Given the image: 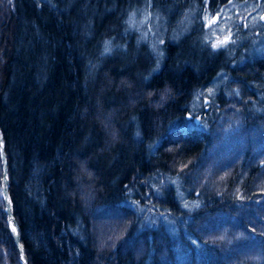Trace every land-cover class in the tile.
<instances>
[{
    "label": "trees",
    "instance_id": "1",
    "mask_svg": "<svg viewBox=\"0 0 264 264\" xmlns=\"http://www.w3.org/2000/svg\"><path fill=\"white\" fill-rule=\"evenodd\" d=\"M24 1L17 0V6ZM113 1L107 0L110 9L115 8L109 15H105V6L96 5V12L105 15L98 19L101 25H96V30L106 32L105 24H109L120 32L130 15L146 7L153 11L168 2L134 0L127 5L126 0ZM225 1H209L210 10ZM243 1L264 6V0ZM80 7L79 0L73 4L69 0H33L27 10L6 16L16 26L11 28L0 20V54L8 57L0 72V139L7 160L13 218L28 264H264V151L256 155L252 146L246 149L247 154L240 149L229 156L239 160L255 152L241 161L242 167H251L243 171L251 172L252 180L227 170L223 190L216 194L215 189L201 191L196 179L204 174L205 159L210 157L211 164H218L217 172L224 170L216 157L224 156L226 145L233 148L230 142L236 137H225L218 130L231 125L213 107L211 114L219 118L213 123L217 129L210 127V121L190 116L189 109L195 105V92L212 83L219 72L234 69L236 79L231 77V81L235 84L220 96L241 107L245 98L237 90L249 82H264V57L251 55L242 44L241 54L221 51L223 62L215 52L196 53L188 43L198 32L192 29L179 41L167 40L166 59L150 60L152 50L145 54L146 61L139 54L131 55L135 65L146 64L139 69L147 75H153L150 71L161 64L151 87H139L135 67L125 68L116 62L114 67L102 68L104 58L100 51L98 56L94 43L77 37L79 28L73 23L80 19ZM116 9L121 10L119 14ZM21 12L27 13L20 16ZM184 15L185 11L175 23L166 21L171 34ZM120 16L123 22L118 23ZM92 19L96 18L92 15ZM146 45L148 48L150 43ZM11 51L16 53L12 57ZM244 56L247 63L242 62ZM95 70V76L88 77ZM172 73L174 77L169 76ZM107 78L120 81L121 90L102 92L100 86L109 83ZM161 92L164 97L160 99ZM134 96L140 97L134 100ZM130 98L135 107L126 106ZM150 98L159 106L152 107ZM263 106L264 99L256 100L251 109L258 112ZM242 110L248 115L245 108ZM156 113L160 115L157 126ZM97 116L108 125L109 138L105 126L90 123ZM242 128V137L236 141L264 146V128L246 121ZM100 148L107 151L99 153ZM110 155L117 160L107 168ZM3 160L0 142V264H21V253L9 228ZM216 171L207 172L205 178L213 177ZM109 172L116 176L107 178ZM74 174H87V178L76 181ZM126 175L141 180L127 182ZM168 178L181 180L175 186L166 183ZM90 183L102 189L89 191L88 201L81 202L78 193ZM148 184H155L156 189L147 190ZM75 185L81 187L77 196L64 199L65 190ZM122 203H129L131 211H124ZM105 232L112 233L113 241H102ZM142 244L146 251L141 250Z\"/></svg>",
    "mask_w": 264,
    "mask_h": 264
},
{
    "label": "bare ground",
    "instance_id": "2",
    "mask_svg": "<svg viewBox=\"0 0 264 264\" xmlns=\"http://www.w3.org/2000/svg\"><path fill=\"white\" fill-rule=\"evenodd\" d=\"M2 1H3V3H2V5H0V20L2 21V19H3L4 21H6L7 26L10 25L11 28H12V26H16V25H14L15 22L14 23L10 22L9 19L8 20L6 19V16L11 15V14L14 15L15 12L16 13L19 12V9L27 10L29 3L33 2V0H25L22 3V6L18 7L17 6V0H8V2L10 3L9 5L12 7L13 10H10V9L4 10L5 6H3V4L4 3L6 4V1L5 0H2ZM173 1H177V0H173ZM99 2H100V0L99 1L93 0L92 5L93 6L98 5L101 7L105 6L104 7L105 15H109V13L111 12L110 5L107 4L109 2H107V0H102L103 4L99 3ZM114 2H117V1L114 0L113 3ZM259 4H261V3L260 2L256 3V5H259ZM219 8H220V6L219 7L215 6L214 8H212V10L217 11ZM167 9L168 8H166V7H161L162 13L164 14ZM151 11H152V7H146V9H141L140 11L130 15L129 18L127 19L126 26H124L123 28H120L121 29L120 32L117 31L112 25H109V24H105V29H108L106 32L96 30L95 29L96 25L100 26L101 24L99 23V20H100V18H98L99 16L94 15L93 17L96 19H92L93 20L92 29H91V31H88L90 36H87V34L83 35V32H81V29H79L77 31V37H87L86 41L90 42V43H94L96 50H98V51H103V47H104L105 53L100 55V57L102 56V59L104 58L103 61L100 60V61H102V65H101L102 68L107 67V66L114 67V66H116V62L125 68H128L130 66L135 67L136 68L135 70L137 72H139V74L137 76L138 86L140 87V85H141V86L151 87L152 77L154 75H156L155 72L157 70H159L158 68L161 64H159L155 68L153 67L152 71H150L153 73V75H147L144 71H141V69H139V67L145 68L146 64H143L141 62V63H138V65L137 64L135 65L134 64L135 60H133L134 57L133 58H131V57L126 58L125 56H123V53L129 49H127L125 51H123V50L119 51V46L121 47L122 45H124L123 48H126L128 46L135 48L136 44L139 47H147V45H146L147 43L149 44V43H152L154 41L153 39H154L155 35L153 34V31L155 30L154 24L157 20H156V16L154 13L152 14V16L149 14ZM184 11L186 12L187 21L189 23H192V25H194V22H192V16L193 15L192 14L189 15V16H191V19H190V17H188L187 10L184 9ZM261 11L264 12L263 4H262V6H259L258 8H256V10H255V12H261ZM25 13H27V12H21L19 15L22 16ZM239 13L243 14L245 12H238V14ZM104 16L101 15V18L102 19L105 18ZM160 17L163 20L164 16L162 17V15H160ZM166 24H167V22H166ZM133 26L135 29L131 28ZM137 26H139V27L136 28ZM190 26H191V24H190ZM192 29H194V28L192 27ZM185 31H187V30H185ZM262 31H264V27L262 28ZM171 36L172 35L170 32V28H169L166 31V34L164 35L162 41L160 42V48L159 49L157 48V54L155 51L153 52L157 55V57L159 59L160 58L166 59V49L167 48L165 47V45L167 44L166 43L167 40H171V41H175V42L179 40V39H176V40L171 39ZM122 40H124V41H122ZM204 42H207V39H205L204 34H200V32L198 31L195 33L194 37L191 39V44H192L191 46H192V48H194V51H196V53L205 52V51L208 52V50H207L208 46L206 45L207 46L206 47L205 45H203ZM103 43H104V45H103ZM242 45H244V44H242ZM234 46H237V45H231V44L229 45L230 48H232ZM230 48H227V49H230ZM238 48H239V45L235 48V50L234 49H231V50L236 51ZM234 51H231L229 53L232 54ZM215 54H216V58H218L220 60V62H223L224 54H222V52L220 50L216 51ZM240 54H241V51H240ZM242 54H244V53L242 52ZM260 54L264 57V51ZM203 55H205V54H203ZM203 55H201V56H203ZM98 58H97V60H98ZM141 58H143L146 61V58H148V57H147V55L144 54V56L141 55ZM141 58H138V60L139 59L142 60ZM262 60H264V59H262ZM247 61H248L247 57L244 56L242 62L247 63ZM149 67H150V64H149ZM3 68H4L3 66L0 68V72ZM235 72H236V69H234L233 72H231V73H228V72H221L220 73L219 72L217 74L216 79H215V77L211 79V80L214 79L212 81V83H208L207 86H205L204 88L201 89V91L195 92L198 97L196 96V99L194 101L195 105L192 107L190 106L189 109L191 111L190 116H196L197 115L204 122L210 121V123H211V124H209L210 127L217 129V126L213 123H215L216 121H219V118L217 119L211 114L210 108L213 107L212 108L213 111L220 113L224 117L223 119H225V121L227 123H229L231 126L234 127V128H232V127L228 128V126H225V127L219 128L218 130H222L225 137L226 136L227 137L234 136V137H238V139H241V137H242L241 132L244 130L242 128V123L245 124V121L248 125L264 128V109L260 110L258 112H253L251 109V105H253V103L256 100L264 99V86L262 85V84H264V82L258 83V84L253 83V82H249V83H246L245 85L241 86L240 88L237 87L238 88L237 91H238L239 96L245 98V99H243L244 102H242L241 107H242V109L245 108L248 115H244L245 112L243 113V110L240 109L241 107H239V105H236L235 103H233L230 100L222 98L220 96V94L218 93V89H219V92H222L224 94H227L230 92L229 89L232 88L231 83L235 84V82L231 81V79H232L231 77L236 79V77L232 76V73H235ZM169 76L174 77L173 73L170 74ZM262 78H264V75ZM216 83H218L217 87L214 86ZM149 101H150L149 103L153 104V105H151L152 107L158 106V104L156 102H154L151 98ZM263 108H264V106H263ZM237 113L239 114V119L237 117ZM242 114H243V119H242ZM131 116L132 115H129L130 119H132ZM159 116L160 115L156 113L155 117H153V118H155L154 121H158L160 118ZM184 121L190 122L186 119H184ZM165 122L167 125L171 124V122H169L167 120H165ZM163 125H165V123ZM184 125L191 126V123H185ZM0 135H1V132H0ZM188 136H189V134L187 135L186 139H188ZM199 144L200 143H197V146ZM3 149H4V144H3ZM252 154L254 155V153H252ZM216 160L218 162H221L223 164L222 167L227 169L229 171V173L244 175V177L252 180L251 175H250L251 172H249V174H246L248 172L243 171V169L247 170V168H251L250 166H248V165L244 166L243 165V167H242L241 162H237L236 160L231 159V158H225V156H222L221 158L216 157ZM6 162H7V160H6ZM6 162H4L5 164L3 166L4 189H5V187L7 189L9 187V177H8V173H7L8 169L6 168V166H7ZM186 170L190 171L191 168L186 167ZM186 170L184 169V172H187ZM191 172H193V171H191ZM106 175H107V178H112L113 176H116L115 172H109V173H106ZM124 177L127 178V180L125 179V181H127V182H132L133 180H136V179H138V182L141 180L140 177H132L131 175H126ZM123 179L124 178L119 180V182H122ZM183 188L187 191H189V189H190L188 186H185V185H183ZM146 189L147 190L148 189H156V186H155V184H148L146 186ZM146 192H148V191H146ZM4 195H5V201H6L5 204H6L7 212H10L9 214H11L13 216V206L11 209L9 206L10 204L12 205V200L7 202V197H6L5 192H4ZM121 208H123L124 211L129 212V211H131L132 206L129 203H127V204L122 203ZM9 228L11 230L12 235L15 237V239L18 238L15 220H13L12 226ZM17 244H18V242H17ZM21 246L22 245L18 244L19 251L21 253L20 257L18 259L21 261V264H28V257L25 254L24 248H22L23 246L22 247Z\"/></svg>",
    "mask_w": 264,
    "mask_h": 264
},
{
    "label": "rangeland",
    "instance_id": "3",
    "mask_svg": "<svg viewBox=\"0 0 264 264\" xmlns=\"http://www.w3.org/2000/svg\"><path fill=\"white\" fill-rule=\"evenodd\" d=\"M5 1H6V4L3 5V6H5L4 10H7V9L13 10L12 7L9 5L10 3L8 2V0H5ZM95 1H99V0H95ZM133 1L134 0H126V2L124 4L130 5V3ZM137 1L139 3L141 0H137ZM163 1H165V0H163ZM167 1L168 2L165 5H162L156 9H153V11H151V14H150L152 16V14L154 13L156 16V20H157L154 24V28H155V30L153 31V34L155 35L154 39H153L154 41L152 43H150L148 48L144 47L145 50L142 47L137 46V44H136L135 48H132L131 46L123 48L124 45H122L121 47L119 46V51L120 50L125 51V50L129 49L123 53V56H125L126 58L127 57L133 58V56L136 54L144 56V54H148V51H150V50H152L153 52L155 51L157 54V48L158 49L160 48V42L162 41L164 35L166 34V31L170 28L169 26L167 27L166 21H173L175 23L176 17L181 16L184 12L183 7L181 8V5H183L184 1L188 2L185 5L186 6L185 8L187 10L188 17H190V19H191V16H189V15H191V14L193 15L192 16V22H194V25H192V23H189L187 21V16H186V12H185L183 20L182 21L179 20L177 22L176 29L174 28L175 31L171 34L172 35L171 39H174V40L179 39L180 40L182 37L187 35L186 34L187 32H191L192 27H193L197 31H200V34H204L205 39H207V42H204L203 45L208 46V49H207L208 52L213 53V52H216L219 50L220 51L224 50V54L227 55L226 51H228L227 53L234 51L235 48L241 44H244L245 47L246 46L248 47V50L251 51V55H256V54L260 55V53H262L264 51V31H262V28L264 27V12L263 11L255 12L256 8H258L259 6H262V3L259 5H256V4H253L251 2L243 1V0H227L221 4L220 8L217 11H213V10L211 11L210 7L208 5V2L212 1V0H178V1H172V2H170V0H167ZM73 2H78V0H69V4H73ZM215 2L219 3L220 0H215ZM92 3H93V0H79V5H81V7L79 8L80 19L77 21L74 20V23H73L74 25L77 23V27L79 29H81V32H83V35L87 34V36H90L88 31H91V29H92V15L93 16L97 15V16H99L98 18H101V15L96 12V6H93ZM99 3H102V0H100ZM199 5H200V7H199ZM114 7H117V9H118V5H115ZM161 7L168 8L164 14L161 12L162 11ZM112 9H115V8H112ZM142 9H144V8H142ZM71 11L72 10L70 9L69 12H71ZM119 11H121V10H117L118 14L120 13ZM238 12H245V13H243V14L239 13L238 14ZM159 14L164 16V18H165L164 22L161 19ZM121 19L123 22V18H121V16H120V18H118V23H121ZM190 24H191V26H190ZM184 29L187 31H185ZM84 38H87V37H84ZM188 41H189L188 43L191 44V40L189 39ZM230 44L231 45H237V46L230 48L229 47ZM103 45H104V43H103ZM227 48H230V49H227ZM103 49H104V47H103ZM231 49H234V50H231ZM141 51H144V52H141ZM240 51H242V50H239V48H238L235 52L240 53ZM246 51H247V49H246ZM100 52L102 55L103 52L102 51H100ZM100 52L98 53V56L100 55ZM97 53H96V55H97ZM13 54H14V51L13 52L11 51L10 57L14 56L16 53L14 55ZM156 54L153 53L152 56L150 55V57H149L150 60L152 59L154 61L155 58H157V60H159V58L157 57ZM131 55H133V56H131ZM7 59H8L7 56L4 58L3 54H2V56L0 54V68L5 64V61ZM249 62H252V60ZM156 66H158V64ZM95 74H96V70H95V73L93 75L90 74V75H88V77L91 78V77L95 76ZM97 75H98V72H97ZM38 78L41 79L40 75L38 76ZM87 80H89V79H87ZM107 81H109L108 84H104L103 86L102 85L100 86L102 89V92L103 91L108 92V91H112V90L119 92V90H121L122 84L120 83V81H117V82L113 81L116 84L113 83L112 81H110L109 79ZM260 82H263V81H260ZM118 83H120L121 86ZM114 84L115 85L118 84V85L115 86ZM217 84L218 83H216L214 86L217 87ZM125 85L131 87L133 84L128 85L126 83ZM40 91H42V90L40 89ZM38 93H39V91H38ZM218 93L220 94L219 89H218ZM36 96H37V94H36ZM139 97L140 96H134V100H135V98L139 99ZM163 97H164L163 92H161V96H159L158 98L161 99ZM151 105H153V104H151ZM126 106H130V107L134 106L135 107V104L131 98L129 99ZM220 116H221V118L223 117L221 114H220ZM96 118L97 119L94 118V120H91L90 123L92 122L91 124L95 123L96 125L101 124V126H103V127L105 126L106 136H108L109 135L108 130H110L108 125L107 124L104 125L105 123L100 120V118H101L100 116L99 117L97 116ZM158 123H159V120L155 121V126H157ZM230 127L231 126H228V128H230ZM88 129H91V128H88ZM86 138L87 137H85V139ZM108 138H109V136H108ZM237 139H238V137L235 138V141L230 142V143H232V146H233V148H231L232 151L227 145H226V151H222L225 158H229V156H231L233 153H240L241 150H242L241 151L242 153L247 154L246 149L251 148L252 146L254 148H251V150L257 151L256 155L261 154V152L264 151V149H262V148H264V146L259 144V143L254 144V142H251V144L248 145L246 142L236 141ZM87 140L88 139H86L85 142ZM92 140L97 142L96 137H93ZM218 143L219 142L217 141V144ZM106 148H107V146H106ZM104 149L100 148L98 150V152L102 153L104 151H107ZM218 152H219V150H218ZM250 153H255V152H250ZM248 155L249 156L243 155V157L241 159L238 160V158H237L236 161L241 162L244 158H247L250 156L252 157V154H248ZM218 156H219V158L222 157V155H218ZM107 157L108 156H106L105 158L107 159ZM113 160H114V157L110 155V157H108V159L106 160V163H105L106 166L105 167H107V168L112 167L113 164L115 163V161L117 160V158H115L114 161ZM205 162H206L205 163L206 167L204 168V174L201 175L202 179H201V177H199L198 179H196V182H199V184L201 186V188H200L201 191H205L206 188L212 189V190L215 189L214 194H216V192L223 190V187H221V185L223 183L222 179H223V176L224 177L226 176L228 171H227V169H224V170L217 172L216 169H217L218 164L216 162L211 164L212 159H210V157L205 159ZM79 163L80 162H78V164ZM79 169L81 172L84 173V167L82 168L81 163L79 164ZM213 170H215L217 173H219V176L216 177V175H217V173H216V174H214L213 177H211L209 179H207L208 177L205 178V175H208L209 172H213ZM180 172H182V171H179V173ZM200 173H201V171L199 173H197V176H199ZM170 174L171 173H169V175ZM85 175H87V174H85ZM85 175L84 174H78V175L74 174V177H75L76 181H79L81 178L86 179L87 177ZM184 176H186V175H184ZM197 176H196V178H197ZM169 177H171V176H169ZM166 183L167 184H173V185L177 186V184L179 183V178L175 179V181H172L168 178L166 180ZM64 188H65V186H64ZM77 189H81L80 185H77V186L75 185L74 188H72L70 190H65L63 198L66 200H71V199L73 200V198L77 196V193L79 191V190L77 191ZM101 189H102L101 187H95L94 184H91V183L88 185L87 184L84 185L83 191L78 193L80 201L81 202L82 201L87 202L88 201L87 200V194L89 193V191L94 192L95 190H101ZM184 205L186 206L185 202H184ZM104 211L106 212L108 210H104ZM198 222H199V220H198ZM184 223H186V222H184ZM97 231H100V227L97 228ZM101 239H102V241L106 240L108 242H111V241H113L114 236L112 235L111 232L110 233L105 232L103 236L101 235ZM141 246H142L141 250L146 251V249L144 248L146 246L143 244ZM141 252H144V251H141ZM159 259L162 260V262H164L165 258H164V256L160 255Z\"/></svg>",
    "mask_w": 264,
    "mask_h": 264
},
{
    "label": "water",
    "instance_id": "4",
    "mask_svg": "<svg viewBox=\"0 0 264 264\" xmlns=\"http://www.w3.org/2000/svg\"><path fill=\"white\" fill-rule=\"evenodd\" d=\"M2 151L4 152L3 146H2ZM3 159H4V162H6V155H5V153H3ZM5 194H6V197H7V202L10 201L11 199H10L9 192H8L7 188H6ZM9 206H10V209H11L12 208V205L10 204ZM9 217H10L9 224H10V227H11L12 226V222H13V216L10 214ZM16 241L18 242L19 245H21L18 238H16Z\"/></svg>",
    "mask_w": 264,
    "mask_h": 264
},
{
    "label": "snow or ice",
    "instance_id": "5",
    "mask_svg": "<svg viewBox=\"0 0 264 264\" xmlns=\"http://www.w3.org/2000/svg\"><path fill=\"white\" fill-rule=\"evenodd\" d=\"M227 39V38H226ZM215 46V45H214Z\"/></svg>",
    "mask_w": 264,
    "mask_h": 264
}]
</instances>
